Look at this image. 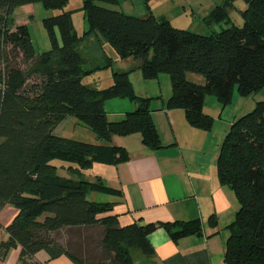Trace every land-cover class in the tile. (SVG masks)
Masks as SVG:
<instances>
[{
	"label": "trees",
	"instance_id": "obj_1",
	"mask_svg": "<svg viewBox=\"0 0 264 264\" xmlns=\"http://www.w3.org/2000/svg\"><path fill=\"white\" fill-rule=\"evenodd\" d=\"M71 1H81L87 24L81 33L72 22ZM231 1L211 10L204 22L227 24ZM242 1L241 28L202 36L175 29L151 13L140 18L104 6L114 0H0V211L5 206L16 210L8 237L0 243V262L10 249L20 248V264H31L28 260L39 252L49 259L66 256L74 264H134L132 249L146 258L154 255L148 236L158 227L175 242L200 234L199 221L120 226L116 204L88 200L91 193L117 194L98 177L84 179L94 164L128 160L127 152L112 144L114 137L139 134L150 150L161 149V143L151 99L135 94L128 72H113L107 87L86 83L99 67L88 66L82 45L91 36L99 47L105 41L122 60L131 59L145 80L168 74L171 96L165 108L183 110L190 126L208 131L213 118L203 112L207 96L225 108L235 89L241 97L264 89V0ZM34 4L58 12L45 26L49 31L57 27L61 40L37 55L28 26L9 24L18 8ZM103 59L108 67L110 59ZM190 73L205 82L188 81ZM115 99L129 100L136 108L112 121L104 106ZM67 118L84 125L95 142L57 136L56 128ZM54 161L71 165L57 167ZM216 170L220 185L238 203L225 229L224 263L264 264V102L231 123ZM209 222L217 225L215 217ZM63 234L78 238L75 249L71 239H57Z\"/></svg>",
	"mask_w": 264,
	"mask_h": 264
},
{
	"label": "crops",
	"instance_id": "obj_2",
	"mask_svg": "<svg viewBox=\"0 0 264 264\" xmlns=\"http://www.w3.org/2000/svg\"><path fill=\"white\" fill-rule=\"evenodd\" d=\"M149 13L157 16L151 10ZM33 14L34 5L18 8L9 19L10 27L25 24L24 18H31ZM94 47L98 54L101 53L102 58L106 56L105 49L99 47L96 41L92 48ZM87 62L89 63L88 60ZM132 64L135 65L134 62ZM138 96L151 99V117L161 149L146 148L139 134L114 137L112 144L123 148L128 154V160L117 165L94 164L92 170L84 174V179L93 181L98 177L105 187L117 191L116 195H106L105 201L98 199L99 201L94 202L116 204L113 212L118 214L120 226L133 223L145 226L200 222V234L190 235L176 242L171 240L163 228L158 227L148 236L154 255L146 258L136 249H132L134 264H225V244L228 238L225 229L234 220L238 203L234 193L220 185L216 161L222 141L234 120L223 121L219 115L220 129L215 134L216 119L204 111L206 98L203 112L213 118V126L208 131L190 126L183 110L165 108V103L171 96V87L166 94L158 91ZM113 101L116 100L107 103H114ZM125 101L127 100L121 102V110H105L109 119L121 120L126 113L135 110L136 105L133 102ZM215 103L216 107L220 106L217 101ZM221 109L224 110L222 107ZM75 121L72 118L65 119L56 128L55 134L71 138L68 134L75 132ZM71 126V131L67 133ZM88 135V142L94 143V135ZM61 174L65 176V172ZM15 215L16 210L12 206H5L0 211V243L7 239L6 228ZM211 217L216 218L217 225L210 224ZM177 230L178 228L174 231ZM69 239L75 249L78 245L77 237L63 234L60 240L66 243ZM19 256L20 248L10 249L0 264H20ZM28 262L74 264L66 256L49 259L44 252H39Z\"/></svg>",
	"mask_w": 264,
	"mask_h": 264
},
{
	"label": "rangeland",
	"instance_id": "obj_3",
	"mask_svg": "<svg viewBox=\"0 0 264 264\" xmlns=\"http://www.w3.org/2000/svg\"><path fill=\"white\" fill-rule=\"evenodd\" d=\"M228 0H152L148 4H145L144 0H114L111 4H104L107 9L116 10L123 12L126 15L141 17L142 15L149 14V11L156 13V17H165L170 23L171 26L175 29L184 30L193 34L210 36L213 33H219L222 29L230 28L235 26L241 28L243 26V19L241 13L246 9V6L242 0H233L228 3L227 13L229 17V22L227 24H212L208 26L204 20L209 15V12L217 6H222ZM71 7H75V12L72 15V22L76 30L81 33L82 30L87 29V24L84 19L83 12L80 10L81 1L74 2L71 1ZM149 8V9H148ZM151 8V9H150ZM56 11H47L42 4H34V14L31 18L26 19L25 24L28 26L30 38L34 51L37 54H42L49 51L55 43L61 44L60 36L57 27H53L51 31L45 26V20L57 15ZM95 38L91 36L89 40L83 43V55L86 60L89 61L88 66L91 69L96 68L98 65L99 69L96 70L91 78L86 80V83L95 85L96 87H107L112 83V73L117 72H128L130 82L133 86L135 94L138 96L146 95V93H158V91L163 94L168 93L170 90V77L168 74L159 75L156 80H145L142 76V73L139 70H136V65L132 64L131 59L122 60L116 52L110 48L105 41H100L101 46L105 49L106 57L110 59V64L108 67L106 59H103L96 52L94 46ZM55 67V66H54ZM106 67V68H104ZM188 81H193L196 84H203L205 81L203 76L196 74H187ZM94 87V86H93ZM113 101L114 103L105 102V110H121L123 109L122 103L123 100ZM129 103L130 101H125ZM215 98L212 96H207L205 99L204 111L210 113L213 118L216 119L215 131L218 133L220 129V122L218 121V116L221 115V119L226 121L236 120L242 115H245L251 112L258 102H264V89L260 92L253 94L249 97H241L237 90H234L232 95L231 103L221 109L220 106L216 107ZM131 103V102H130ZM110 104V105H109ZM110 120H112L110 118ZM77 123L75 132L69 133L73 126L70 127V130L67 132L70 135L71 139L75 141L88 142L89 135L88 129L81 123ZM53 164L57 167L61 165L70 166L69 163H63L59 161H54ZM73 179V177H70ZM89 201H105L107 198L106 195L91 193L87 196ZM99 199V200H98ZM62 236H59L57 239L61 241Z\"/></svg>",
	"mask_w": 264,
	"mask_h": 264
}]
</instances>
